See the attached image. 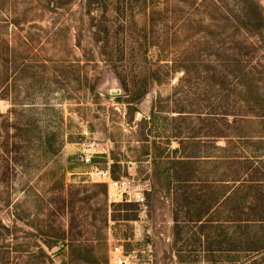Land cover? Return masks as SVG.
Wrapping results in <instances>:
<instances>
[{
    "label": "rangeland",
    "instance_id": "obj_1",
    "mask_svg": "<svg viewBox=\"0 0 264 264\" xmlns=\"http://www.w3.org/2000/svg\"><path fill=\"white\" fill-rule=\"evenodd\" d=\"M250 2L0 0V264H116L114 247L126 264H264L233 250L263 246L264 225L216 210L231 157L264 177V28H233ZM95 168L145 205H109Z\"/></svg>",
    "mask_w": 264,
    "mask_h": 264
},
{
    "label": "trees",
    "instance_id": "obj_2",
    "mask_svg": "<svg viewBox=\"0 0 264 264\" xmlns=\"http://www.w3.org/2000/svg\"><path fill=\"white\" fill-rule=\"evenodd\" d=\"M257 0H251L249 5L245 3L237 10L235 18L233 20V28L237 30L244 31L248 28L252 27L255 31H263L264 28V15L260 11V6ZM229 66V65H228ZM245 77L244 75H240L239 78L242 79ZM234 115H232L233 121L232 125L230 124L231 129H235L237 125L243 129L249 127L252 122L246 118V115H242V111L237 110L234 111ZM238 112V113H237ZM235 127V128H232ZM216 138H221L224 136H215ZM251 138H248L249 141ZM259 141V140H258ZM222 151H226L221 148ZM231 165L234 169L228 171V175L225 179L222 180V183H225L228 190V197L220 203V205L216 204V210L222 213L227 207L232 210L230 213L229 222L238 227V229H250L252 232H256L262 225H264V195H261L262 185L264 183L262 163L259 160L258 156H237L234 155L230 158ZM115 168V164L112 169ZM111 169V170H112ZM113 177L112 171H110ZM222 185V184H220ZM97 186V185H95ZM105 186V185H104ZM101 187V186H97ZM107 189L106 186L103 190V195L106 198ZM106 200V199H105ZM218 205V206H217ZM208 212L202 213L199 215V223L210 225L214 221L205 220ZM205 220V221H204ZM247 236L238 237L240 240H246ZM259 238L258 235L252 236V239ZM264 238V237H263ZM234 242H236L234 240ZM243 245V243H242ZM240 245H233V250L236 248L244 249L249 248L252 251H260L264 249L263 246L252 245L249 247H243ZM259 248V249H258ZM257 249V250H256ZM237 251V250H235Z\"/></svg>",
    "mask_w": 264,
    "mask_h": 264
},
{
    "label": "built area",
    "instance_id": "obj_3",
    "mask_svg": "<svg viewBox=\"0 0 264 264\" xmlns=\"http://www.w3.org/2000/svg\"><path fill=\"white\" fill-rule=\"evenodd\" d=\"M100 153L101 151L94 145H85L83 150V162L85 164H90ZM93 172L99 177V182L107 188L106 200L109 205L123 202L137 204L139 206L145 205L146 197L143 188L133 179H114L108 168L102 170L95 168ZM110 256L112 261L116 264H126L128 260L121 247H114L110 252Z\"/></svg>",
    "mask_w": 264,
    "mask_h": 264
}]
</instances>
